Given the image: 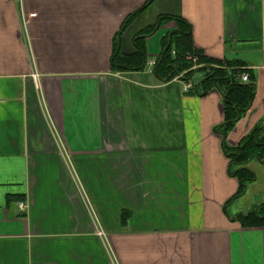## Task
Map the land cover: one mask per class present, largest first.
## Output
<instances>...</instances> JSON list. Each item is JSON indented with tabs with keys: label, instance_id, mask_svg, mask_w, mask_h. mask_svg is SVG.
Listing matches in <instances>:
<instances>
[{
	"label": "crops",
	"instance_id": "1",
	"mask_svg": "<svg viewBox=\"0 0 264 264\" xmlns=\"http://www.w3.org/2000/svg\"><path fill=\"white\" fill-rule=\"evenodd\" d=\"M149 1L0 0V264H264V225L237 219L264 205V0H153L124 25ZM159 16L240 71L244 107L152 73L173 20L142 71L113 70Z\"/></svg>",
	"mask_w": 264,
	"mask_h": 264
},
{
	"label": "trees",
	"instance_id": "2",
	"mask_svg": "<svg viewBox=\"0 0 264 264\" xmlns=\"http://www.w3.org/2000/svg\"><path fill=\"white\" fill-rule=\"evenodd\" d=\"M152 1L153 0H150L141 9L130 14L126 18L124 25L129 24L137 18ZM169 20H173L177 24V29L176 31L170 33V37H168L169 34L165 35L163 50L155 59V64L152 67V73L161 81H171L179 75L181 71L191 69L192 63L185 59V56L188 54L196 56L199 62H205L207 64V59L201 55L200 51L192 47L190 41V25L180 18L159 16L155 25L146 27L137 35V37L134 38L133 45L135 52L133 54L127 56L121 54L118 50L117 41L111 57V66L113 70L142 71L147 65V56L141 46L142 41ZM180 27H182V29ZM167 43H169L168 48H166L168 45ZM226 65L231 66L229 63ZM204 70L205 69H199L197 71ZM207 71V76L201 82H198L193 90L196 92H204L206 89L211 87H217L220 89L224 88L226 90L224 100L225 104L229 105V110H232L233 105L240 108L244 107L248 103L251 90L250 86H243L237 81L236 76L240 71L234 69L231 72H228L222 68L209 67L207 68ZM193 73V71H189L188 76H191ZM189 79L190 77H183V81H188ZM226 125L229 127L231 126L230 123H227ZM256 144L257 145H255L254 137L252 135L245 138L242 145L237 148L236 155L232 157V164L238 167L234 171L233 176L239 181V189L233 199L243 194L246 183L251 181L253 178L252 173L242 166L253 157V153L257 150L255 147H257L260 143ZM126 217L125 213L121 214L122 224L126 222ZM237 219L244 226L264 225V205L255 207L244 216L239 215Z\"/></svg>",
	"mask_w": 264,
	"mask_h": 264
},
{
	"label": "rangeland",
	"instance_id": "3",
	"mask_svg": "<svg viewBox=\"0 0 264 264\" xmlns=\"http://www.w3.org/2000/svg\"><path fill=\"white\" fill-rule=\"evenodd\" d=\"M136 19V18H135ZM134 19V20H135ZM182 29V27H180ZM164 30L162 27L159 28L158 30L156 29V31L152 34V36H150L148 39H149V46L151 49L148 50V59L151 60L153 58L154 55L158 54L159 53V37H160V32ZM170 37V35L168 36ZM168 44V43H167ZM155 46V47H154ZM154 47V49H153ZM196 58V56L194 55H186L185 56V59L188 61V62H191L192 63V66H191V69H188L190 67H188L187 69L188 70H183L181 71L180 75H182V78L185 77V78H189L192 79V82H190V79L188 81H183L185 82L184 85H188L190 84L191 85V89L192 88H195V86L193 85L194 83H198V82H201L206 76H207V64L205 62H199V60H194ZM201 70V69H205L204 71H197V70ZM189 71H193L194 73L191 75V76H188V72ZM187 73V74H186ZM176 78V77H175ZM175 80V79H174ZM179 81V80H177ZM194 82V83H193ZM184 87V86H183ZM184 89V88H183Z\"/></svg>",
	"mask_w": 264,
	"mask_h": 264
},
{
	"label": "built area",
	"instance_id": "4",
	"mask_svg": "<svg viewBox=\"0 0 264 264\" xmlns=\"http://www.w3.org/2000/svg\"><path fill=\"white\" fill-rule=\"evenodd\" d=\"M194 60H196V58ZM154 64H155V61H152V62L149 63V65L151 67H153ZM175 80H183L182 75H180V74L177 75ZM240 80L242 82H247L248 81V76L246 74H241L240 75ZM183 88H184L183 91L186 93V92H188L191 89V85L190 84H188V85L185 84ZM23 207H24V204L20 203V208L22 209Z\"/></svg>",
	"mask_w": 264,
	"mask_h": 264
},
{
	"label": "water",
	"instance_id": "5",
	"mask_svg": "<svg viewBox=\"0 0 264 264\" xmlns=\"http://www.w3.org/2000/svg\"><path fill=\"white\" fill-rule=\"evenodd\" d=\"M168 46H169V43H168V45H167V47H166V48H168Z\"/></svg>",
	"mask_w": 264,
	"mask_h": 264
}]
</instances>
